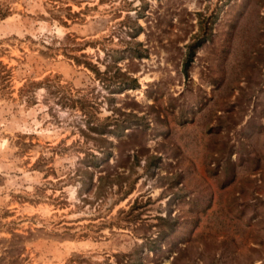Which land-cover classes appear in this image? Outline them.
I'll list each match as a JSON object with an SVG mask.
<instances>
[{
  "label": "rangeland",
  "instance_id": "1",
  "mask_svg": "<svg viewBox=\"0 0 264 264\" xmlns=\"http://www.w3.org/2000/svg\"><path fill=\"white\" fill-rule=\"evenodd\" d=\"M0 264H264V0H0Z\"/></svg>",
  "mask_w": 264,
  "mask_h": 264
}]
</instances>
